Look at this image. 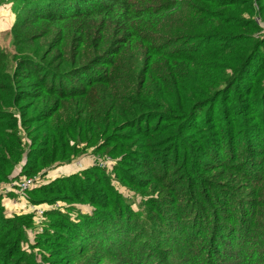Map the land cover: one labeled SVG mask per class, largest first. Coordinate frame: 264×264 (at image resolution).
I'll list each match as a JSON object with an SVG mask.
<instances>
[{"label": "trees", "instance_id": "16d2710c", "mask_svg": "<svg viewBox=\"0 0 264 264\" xmlns=\"http://www.w3.org/2000/svg\"><path fill=\"white\" fill-rule=\"evenodd\" d=\"M11 1L0 264H264V0Z\"/></svg>", "mask_w": 264, "mask_h": 264}, {"label": "built area", "instance_id": "2783aa9c", "mask_svg": "<svg viewBox=\"0 0 264 264\" xmlns=\"http://www.w3.org/2000/svg\"><path fill=\"white\" fill-rule=\"evenodd\" d=\"M94 163L99 164L101 167L108 168L109 160L108 159H95ZM77 164L80 168L84 167V164L81 161H77ZM43 180V176H29L22 177L20 179L12 178L11 181L7 183H3L0 185V198L8 197V194L12 191L16 192L21 200L27 201L25 193L35 187L39 182ZM29 207V211H34V225L35 228L39 231H42V226L44 225L45 219V211L48 207L37 206L29 203L27 201V205Z\"/></svg>", "mask_w": 264, "mask_h": 264}, {"label": "rangeland", "instance_id": "374dc122", "mask_svg": "<svg viewBox=\"0 0 264 264\" xmlns=\"http://www.w3.org/2000/svg\"><path fill=\"white\" fill-rule=\"evenodd\" d=\"M8 4H9V8L12 10V12L14 13V15L12 14L11 15V17L13 18V17H15V13L17 12V3L15 2V4H14V2H8ZM9 9V11L11 12V10ZM11 17L10 16H8L6 19H5V22H7L8 24L10 23V19H11ZM0 39H1V41H2V43L6 46V47H8V48H11V36H10V33L8 34V32H5V33H1V35H0ZM92 158V159H91ZM83 159V162H84V165L85 166H87V165H90V164H92V163H94V160L95 159H108L109 160V162L111 161V158L110 157H108V158H102L100 155H95V154H93L92 153V151H90V153L88 154V155H85V156H83L82 158H79V159H77V160H75L74 162H79V161H81ZM93 160V161H92ZM73 163V162H72ZM71 164V163H70ZM95 164V163H94ZM58 167H52V168H50V169H47V170H45V171H43V173H38V174H36L35 176H38V175H41V176H44L45 177V179L46 180H50L51 178H52V175L51 174H56L57 173V171H54V170H56ZM78 168H80L79 166H75V169H78ZM54 171V172H53ZM61 175V174H60ZM5 183H7V182H5ZM27 198V197H26ZM4 199H6V200H8V201H12V203H15V204H18V206H16L15 207V209H13L11 206H8V204L7 203H5V205H6V207H7V210H8V212L9 213H12V212H14V210H17V209H19V207L20 208H22L21 210H25V211H29V207L28 206H26V204H27V201L29 202V203H31V204H33V205H37V206H42V207H48V206H52V207H57V208H60V207H62L63 206V203L61 202V201H57V202H55L53 205H47V204H34V203H32V202H30L28 199H27V201H25V202H23L21 199H18V200H16V201H13L11 198H4ZM20 210V211H21ZM17 212H19V211H17ZM30 212H34L33 210L32 211H30ZM34 214V213H33ZM46 223V217H45V219H44V224ZM44 230V225L42 226V231ZM42 231H39V230H37L36 228H35V225H33V230H32V233L34 232V233H41Z\"/></svg>", "mask_w": 264, "mask_h": 264}, {"label": "crops", "instance_id": "0c3cea01", "mask_svg": "<svg viewBox=\"0 0 264 264\" xmlns=\"http://www.w3.org/2000/svg\"><path fill=\"white\" fill-rule=\"evenodd\" d=\"M9 9H10L9 8V4L6 3V0L0 2V32H8V31L11 30V27H12V24H13V21H14L15 17H13V18L11 17V15L12 14L14 15V13L12 12L11 9H10L11 10V12H10ZM8 16L11 17L9 24L7 22H5V19ZM81 162L84 164L83 159L81 160ZM75 166H78L77 162H73L71 164H66V165L59 166L56 170H54V171H57V173L56 174H51L52 178L57 176V175H60V174L64 175V174L76 171L77 169H75ZM84 167H85V165H84ZM13 193H14V195H12ZM5 198H7V197H5ZM8 198H11L13 201H16V200L20 199L18 194L16 192H14V191H12V192H10L8 194ZM22 201L25 202L24 200H22ZM4 202L7 203L8 206H11L13 209H15L16 206H18V204L12 203V201H8L6 199H4ZM22 208L19 207V209L14 210V212L20 211Z\"/></svg>", "mask_w": 264, "mask_h": 264}]
</instances>
